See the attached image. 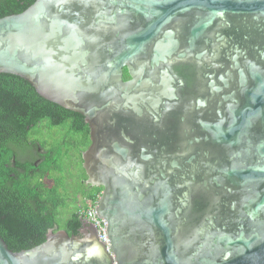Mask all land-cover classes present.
Here are the masks:
<instances>
[{
	"label": "water",
	"instance_id": "water-1",
	"mask_svg": "<svg viewBox=\"0 0 264 264\" xmlns=\"http://www.w3.org/2000/svg\"><path fill=\"white\" fill-rule=\"evenodd\" d=\"M0 72L84 116L109 242L0 236V264H264V0H34Z\"/></svg>",
	"mask_w": 264,
	"mask_h": 264
},
{
	"label": "trees",
	"instance_id": "trees-1",
	"mask_svg": "<svg viewBox=\"0 0 264 264\" xmlns=\"http://www.w3.org/2000/svg\"><path fill=\"white\" fill-rule=\"evenodd\" d=\"M33 1L0 0V17L20 12ZM54 127L61 128V138L48 135ZM89 143L82 114L44 98L24 78L0 72V236L9 248H30L50 229L79 234L78 211L61 217L70 194L64 170L77 180L69 164L74 157L82 169L81 154ZM84 177H78L73 192L83 195L86 209L101 187L89 188L80 181Z\"/></svg>",
	"mask_w": 264,
	"mask_h": 264
},
{
	"label": "rangeland",
	"instance_id": "rangeland-1",
	"mask_svg": "<svg viewBox=\"0 0 264 264\" xmlns=\"http://www.w3.org/2000/svg\"><path fill=\"white\" fill-rule=\"evenodd\" d=\"M53 130H50V133L48 134L49 136L53 134V135H56L58 137L60 136V138L62 137L60 127H54ZM69 165H70V167H69L70 171L72 173L75 172L78 177H81V176L84 177L82 171L80 170V164L79 165L77 164L74 157H73L72 163H70ZM64 174L67 176L66 182L68 183L67 186H68V190L70 191V194L68 195V200L66 202V206L62 209V216L61 217L66 219V218H68L67 216L69 214L71 215L74 210L80 212L81 209L78 210V206H76L75 203L73 202L72 193L74 190L73 189V185H74L73 181H75L74 177H71L69 175V173L65 170H64ZM76 183H78V182H76ZM77 196L75 197L76 200H77ZM77 202H79V204H81L80 207L83 206V196L82 195L79 194V200H77Z\"/></svg>",
	"mask_w": 264,
	"mask_h": 264
},
{
	"label": "built area",
	"instance_id": "built-area-1",
	"mask_svg": "<svg viewBox=\"0 0 264 264\" xmlns=\"http://www.w3.org/2000/svg\"><path fill=\"white\" fill-rule=\"evenodd\" d=\"M90 205L88 208L84 209L81 212V215L84 218H86L87 220H89L90 222L94 223V225L97 227L99 239L103 240L104 243L108 247L109 242H108V238H107V234H106V227H105L106 222L104 219L98 217L96 214V211H95L96 201L91 206Z\"/></svg>",
	"mask_w": 264,
	"mask_h": 264
},
{
	"label": "flooded vegetation",
	"instance_id": "flooded-vegetation-1",
	"mask_svg": "<svg viewBox=\"0 0 264 264\" xmlns=\"http://www.w3.org/2000/svg\"><path fill=\"white\" fill-rule=\"evenodd\" d=\"M123 79H124V80L129 79V75H128V73H127L125 67L123 68ZM81 165H82V163H81ZM80 170H81L82 172H84L83 167H82V169H80ZM84 173H85V172H84ZM76 176H77V175H76ZM85 179H86V174H85V177L82 178L80 181L86 183ZM74 180H75V181H73V183L77 184L76 182H77V180H78V176H77V180H76V177H75V175H74ZM86 184H87V183H86ZM87 185H88L89 188L93 187V186H91L90 184H87ZM101 189H102V188H101ZM100 191H101V190H100ZM76 192H78V193L76 194V196L78 195V196H77V200H79V194H80V195H82V194H81L79 191H76ZM74 193H75V192L72 193L73 202H74L75 205L78 206V208H79L81 204H79V202H77V200L75 199L76 196H75ZM82 196H83V195H82ZM98 196H99V195H98ZM81 207H82V206H81ZM80 219L82 220V223L80 224V226H79V228H78V232H79V229L84 225L83 222H84V220H85L86 218H84V217H80Z\"/></svg>",
	"mask_w": 264,
	"mask_h": 264
},
{
	"label": "clouds",
	"instance_id": "clouds-1",
	"mask_svg": "<svg viewBox=\"0 0 264 264\" xmlns=\"http://www.w3.org/2000/svg\"><path fill=\"white\" fill-rule=\"evenodd\" d=\"M98 198V197H97ZM96 201H97V199H96ZM81 208V207H80ZM84 209H83V207L81 208V211L79 212V214H81V212L83 211ZM81 217H83L82 215H81Z\"/></svg>",
	"mask_w": 264,
	"mask_h": 264
}]
</instances>
